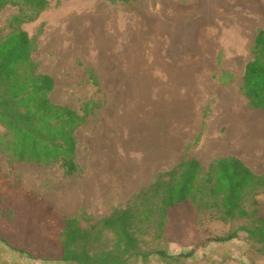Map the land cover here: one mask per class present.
Here are the masks:
<instances>
[{
	"label": "rangeland",
	"instance_id": "1",
	"mask_svg": "<svg viewBox=\"0 0 264 264\" xmlns=\"http://www.w3.org/2000/svg\"><path fill=\"white\" fill-rule=\"evenodd\" d=\"M263 6L264 0H48L40 17L20 28L36 44L38 72L54 79L52 102L88 113L76 131L79 170L65 176L58 165L12 161L0 150V238L38 257L58 256V218L91 229L184 160H198L208 173L213 162L234 154L235 140L254 142L257 155L250 157L264 172V111L251 109L241 92L264 29V11H253ZM18 15L17 6L0 11V42L17 28ZM133 43H165V51L177 43L176 53L172 63L165 57L140 71L138 61L123 60ZM256 199L264 218V192ZM194 216L190 208L178 210L171 243L147 237L144 251L159 248L173 258L152 256L146 264H264V245L245 234L199 247L208 236L228 235L231 226L206 211ZM191 251V258L176 260ZM0 264L61 263L34 260L0 240Z\"/></svg>",
	"mask_w": 264,
	"mask_h": 264
},
{
	"label": "trees",
	"instance_id": "2",
	"mask_svg": "<svg viewBox=\"0 0 264 264\" xmlns=\"http://www.w3.org/2000/svg\"><path fill=\"white\" fill-rule=\"evenodd\" d=\"M9 5L17 6L19 15L12 19L17 28L0 42V125L5 129L0 134V150L12 161L43 167L58 165L65 176L75 175L79 170L76 131L85 123L88 113L81 116L52 102L54 79L38 72L32 58L36 44L20 28L39 18L48 0H0V11ZM92 83L98 85L95 78ZM241 92L251 109L264 111V29L255 38ZM261 192L264 176L254 174L236 158L218 159L208 173L198 160L187 159L172 170L159 173L128 207L114 210L91 229L82 228L78 219L58 218V256L38 257L5 238L0 240L10 250L45 263L146 264L152 256L172 260L159 248L144 251L147 237L159 244L171 243V220L179 209L190 208L195 216L206 211L220 223L231 226L228 235L208 236L199 247L231 242L241 234L254 244L264 245V218L259 216L256 199ZM21 194L31 202L37 200L29 191ZM109 236L113 238L111 245L98 249ZM180 256L176 260H187L193 251Z\"/></svg>",
	"mask_w": 264,
	"mask_h": 264
},
{
	"label": "bare ground",
	"instance_id": "3",
	"mask_svg": "<svg viewBox=\"0 0 264 264\" xmlns=\"http://www.w3.org/2000/svg\"><path fill=\"white\" fill-rule=\"evenodd\" d=\"M258 11H264V9L259 8L258 10L253 11V12H258ZM97 18H100V17H97ZM223 31H225V30H223ZM154 38H156L155 33L149 34V39L152 42H154ZM151 41H149V42H151ZM181 42H183V40H181ZM133 44H134V45H132L133 47H131L129 50V52L132 54L130 55V57H129V55L127 57L125 56V58H123V60H124V62H127V64H131V63L133 64V63H135V61H138L140 63V65H139L140 71L143 69V66L146 64L162 63L163 61H165V57H169L170 61L172 63V58L174 57V55L176 53V45H177V43H176L175 45H172L171 47L168 48V49H170L169 51H165V50H163V48L165 47V43H133ZM180 46H181V49L183 52H185L187 50V47H186L187 44L180 45ZM143 52H144V54H143ZM140 53L143 55L140 56ZM137 57H140V60L137 59ZM145 70H148V69H145Z\"/></svg>",
	"mask_w": 264,
	"mask_h": 264
},
{
	"label": "crops",
	"instance_id": "4",
	"mask_svg": "<svg viewBox=\"0 0 264 264\" xmlns=\"http://www.w3.org/2000/svg\"><path fill=\"white\" fill-rule=\"evenodd\" d=\"M252 144H248L246 142H244L243 144L240 143L239 145V141L235 140V147H234V154L229 155V156H224L221 158H228V157H233L238 159L239 161H241L247 168H249L254 174L258 175V176H264V172L261 171H257L254 167L257 165L255 163V160L250 157L251 155H257V153L255 152L257 149L254 146V142L251 141ZM249 153V154H248ZM219 158V159H221ZM261 166L262 163L260 162Z\"/></svg>",
	"mask_w": 264,
	"mask_h": 264
}]
</instances>
